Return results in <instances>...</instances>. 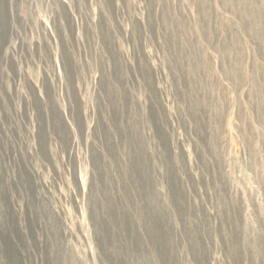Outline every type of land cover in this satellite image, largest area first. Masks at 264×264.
I'll list each match as a JSON object with an SVG mask.
<instances>
[{
  "label": "rangeland",
  "instance_id": "1",
  "mask_svg": "<svg viewBox=\"0 0 264 264\" xmlns=\"http://www.w3.org/2000/svg\"><path fill=\"white\" fill-rule=\"evenodd\" d=\"M0 264H264V0H0Z\"/></svg>",
  "mask_w": 264,
  "mask_h": 264
}]
</instances>
